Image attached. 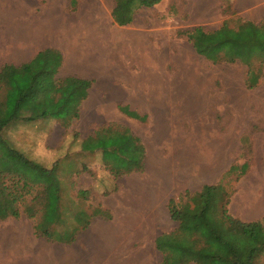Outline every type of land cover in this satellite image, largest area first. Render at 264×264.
Here are the masks:
<instances>
[{"label":"rangeland","instance_id":"1","mask_svg":"<svg viewBox=\"0 0 264 264\" xmlns=\"http://www.w3.org/2000/svg\"><path fill=\"white\" fill-rule=\"evenodd\" d=\"M221 3L162 0L121 16L124 7L115 0H0V45L9 44V30L21 26L28 25L32 34L40 26L43 35L51 36L64 29V38L95 67L92 98L69 126L41 118L17 120L4 129L10 145L28 157L48 167L61 162V199L55 191L43 196L46 217L57 220L59 206L64 222L58 220L53 228L63 232L78 225L75 214L83 209L92 213L99 206L112 213L111 219L98 217L80 229L70 244L38 236L35 220L25 215L0 219V264H120V257L112 258L113 237L118 238L113 232L120 229L122 260L128 253L129 264L132 251L141 249L144 264H198L200 245L190 231L194 222L174 220L170 199L219 182L241 148H247L235 124L264 126V75L262 84L249 88L246 64L212 62L183 34L199 25L206 30L221 26L226 20ZM254 67L264 70L259 61ZM127 82L140 98L137 107L117 103L127 93ZM103 126L111 128L102 137L105 147L89 150L86 140L98 144L96 134ZM260 135L255 144L262 153ZM141 158L143 171L118 177L105 166L106 161L124 166ZM224 183L242 194L231 206L234 216L264 199V177ZM182 251L190 258H183Z\"/></svg>","mask_w":264,"mask_h":264},{"label":"trees","instance_id":"2","mask_svg":"<svg viewBox=\"0 0 264 264\" xmlns=\"http://www.w3.org/2000/svg\"><path fill=\"white\" fill-rule=\"evenodd\" d=\"M115 1L118 6L124 7L121 11L123 14L120 12L122 16L124 11L128 13L140 7H152L162 0ZM223 14L226 20L218 28L206 30L199 25L183 34L199 54L212 62L240 61L246 64L247 86L257 87L262 84L264 75L261 67H254L255 61L264 64V20L258 23L238 16L229 5L223 8ZM130 21L131 17L124 23ZM231 22L236 24L232 25ZM62 64V53L56 48L47 47L29 62L19 66L6 63L0 69V219L25 215L35 220L34 230L38 236L70 244L75 241L80 229L89 227L93 217L111 219L112 213L99 206L92 213L83 209L75 214L78 225L74 224L63 232L54 229L53 224L58 220H62L63 224V214L58 206L57 220L48 219L42 198L46 193L55 191L60 201L61 162L56 161L51 167L45 166L10 145L4 136V129L17 120L54 118L69 126L80 118L81 105L89 95L92 80L73 75L60 77ZM104 127L96 134L99 145L86 140L85 146L89 150L92 147H105L102 137L109 135L111 128ZM252 128L247 132L253 134L263 130L254 121ZM242 141L247 148L243 151L241 148L219 182L204 184L195 192L186 190L176 200H170L169 209L174 220L194 222L190 231L200 245L198 264H264V218L244 221L234 216L229 204L237 186L224 183L227 178L238 183L250 165L255 163L251 140ZM246 156L248 158L241 162L240 159ZM105 166L113 176L118 177L143 171L144 159L131 161L124 166L106 161ZM80 193L86 196L88 191L82 190ZM182 253L183 258H190L187 252Z\"/></svg>","mask_w":264,"mask_h":264},{"label":"crops","instance_id":"3","mask_svg":"<svg viewBox=\"0 0 264 264\" xmlns=\"http://www.w3.org/2000/svg\"><path fill=\"white\" fill-rule=\"evenodd\" d=\"M221 1H222L221 11H223L224 7L229 5L231 6V9L235 12V14L238 16H241L243 18H246L248 20H252L258 23L264 20V0H221ZM9 12L12 13L11 10ZM222 15L223 17H226L224 14ZM14 24L17 25L16 22H14ZM23 27L24 26H21L23 30H18V31L16 29H12V30L10 29L9 30L10 31L9 32V36H10L9 44L0 45V69L6 63H11V64H15L19 66L26 62H29L34 58V56L40 50L44 48H47V47L56 48L63 55V64L60 68L59 76L66 77V76L73 75V76L92 80V87L89 90V95L83 102H85L86 100H90L92 98L91 93L94 89V84L96 81V76L92 75V72L93 70H95V67L94 66L90 67V62L88 61L89 59L87 61L84 59L86 56H84L83 52L80 50L77 51L76 49H74V47L70 44L71 40L69 38L67 40L64 38V34H63L64 29H61V33L59 32L60 36L58 35V33H56V31H54L53 35L51 36L50 34L43 35L42 27L39 26L38 28L37 25L33 27L34 29L33 34L28 32L27 30L28 25H26L25 28ZM12 36L13 38H15L14 41L11 38ZM44 42H46V44H44ZM133 85L134 84L130 82L126 83V85L123 87V90H124L123 92H127V93H124V95H122L121 97L122 99L117 100V103H121L125 101L126 105H129L132 107L139 106L140 98L137 97V91ZM81 108L83 109V107ZM260 127H262L263 129L261 130L262 132L260 131V132H256L252 134L251 132H247V130L253 129L252 121H250L249 124L248 123L245 124L242 128L240 125L235 124V128L239 130V133H238L239 139L240 140L250 139L251 140L250 142H252V145L254 147L253 155H254L255 163L250 165L247 172L242 176V178L245 176L246 177H257V178L264 177V152L260 153L257 150V146L255 144V139H257L256 138L257 135H260L262 133L261 135L264 136V126H260ZM153 158L155 160V157ZM234 160H235V157H234ZM180 193L182 192H179L175 196V198ZM239 194L240 193H238L237 190L233 194L231 198V202L229 204L230 212H231V206L233 204L234 205L237 204V199H238ZM98 217H102V216L93 217L92 221ZM238 217H240L244 221H254V220H259V219L264 218V199L263 197L258 198L256 200L255 205L252 206L251 209H249V211H243L241 215L240 214L238 215ZM121 233H122L121 229L113 232V235L114 236L117 235L118 238L113 237V244H112L113 257L112 258L115 259L116 257L119 259L120 257L121 258L120 264H129L128 262L129 254L128 253L126 257L124 258L125 261L122 260L123 250H121L122 249L121 240H124V238H121L122 236ZM119 238H120V241H119ZM116 240H118V242H114ZM139 255L142 259L141 263H138ZM131 259H133L132 264H144V260H143L144 250L141 249L140 251L139 250L132 251Z\"/></svg>","mask_w":264,"mask_h":264}]
</instances>
